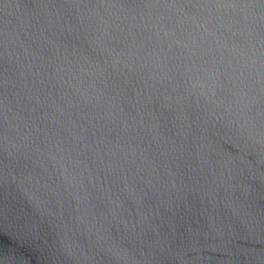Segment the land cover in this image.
<instances>
[{"label": "water", "instance_id": "obj_1", "mask_svg": "<svg viewBox=\"0 0 264 264\" xmlns=\"http://www.w3.org/2000/svg\"><path fill=\"white\" fill-rule=\"evenodd\" d=\"M0 264H264V0H0Z\"/></svg>", "mask_w": 264, "mask_h": 264}]
</instances>
